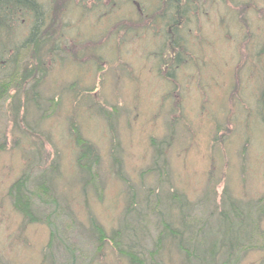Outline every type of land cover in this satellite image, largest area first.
Instances as JSON below:
<instances>
[{"label": "rangeland", "instance_id": "1", "mask_svg": "<svg viewBox=\"0 0 264 264\" xmlns=\"http://www.w3.org/2000/svg\"><path fill=\"white\" fill-rule=\"evenodd\" d=\"M118 1L57 6L51 27L58 47L40 53L36 93L29 80L12 82L0 99V264H50L43 257L48 227L25 222L7 195L28 164L35 173L54 172L55 224L78 264H128L110 243L96 253L92 219L109 234L122 222H145L140 242L150 249L160 224L145 200L176 189L189 202L186 215L202 223L214 225L231 200L238 210L247 206L252 248L226 263L264 264L257 204L264 197V0H193L178 29L161 0ZM28 16L5 37L0 81L35 62L23 46ZM170 41L181 50H170ZM165 51L171 60L162 59ZM74 128L99 154L95 184L84 183L76 166ZM152 139L168 142L161 177L148 171L162 164H154ZM161 209L177 217L176 208ZM163 250L162 264H185L171 241ZM55 255L56 264L68 260Z\"/></svg>", "mask_w": 264, "mask_h": 264}, {"label": "trees", "instance_id": "2", "mask_svg": "<svg viewBox=\"0 0 264 264\" xmlns=\"http://www.w3.org/2000/svg\"><path fill=\"white\" fill-rule=\"evenodd\" d=\"M60 1L48 0V2L43 3L40 0H0V52L7 50L8 44H6L5 37L12 34L14 24L19 20V17H22L21 20H25V16L29 15L28 17L32 20V23L23 46L25 45V48L27 47L29 52H33V55H35V62L33 61L32 66H26L20 72L10 73L7 79L0 81V99L7 95L8 86L12 82L14 84L16 82L20 83V86L23 87L26 81L29 80L31 85L28 90H31L32 93L35 92L34 90L39 83V76L42 77L44 71L41 68L40 53L42 52L45 55L58 47L57 43H52L55 34L54 28L51 27L56 15L59 16L57 13L58 7L62 3L68 6L72 0ZM114 1L119 2L118 0ZM122 1L128 3L127 0ZM161 1L166 4V7L170 5L171 26L178 29L180 25H177V23L188 10L187 6L189 7L190 3L195 0ZM147 26L146 29H154L152 24ZM170 45V50H177L172 46L173 41H170ZM177 46L180 47L181 45L177 44ZM179 49L181 50V48ZM180 53L177 52L178 55ZM166 56L170 60L172 59L170 52L166 54L165 51L162 55L164 61ZM32 99L34 100V98ZM261 107V110H263L261 118L264 122V101H262ZM72 134L78 149L75 163L82 175L83 182L95 184L99 154L93 144L82 136L78 128L72 129ZM150 143L153 146L154 164L156 165L159 160L162 161V164L160 167H152L148 171H156L157 175L161 177L165 173L163 169L165 161L161 144L168 142L161 140V143H158L152 139ZM34 173V165L28 164L26 169L8 187L7 195L10 198L12 207L22 216L25 222L30 224L43 223L48 227L49 237L44 248L43 257L50 264H56L55 250H58L59 258L61 256L59 252L61 254L64 252V256L68 259L64 264H78L80 257L74 259L76 255L74 247L68 243L66 237L60 234L55 224V221L60 217V213L58 200L54 196L55 189L52 182L54 172L42 170ZM133 198L134 193L131 192L130 204H133ZM145 201L146 210L157 215L160 224L151 248L143 249L144 247L140 242L142 233L145 230V222L139 223L138 221L134 224L125 221L121 223L119 228L112 230L109 234L92 219L90 220L89 235L94 237L96 253L101 251L104 244L110 243L118 255L127 260L128 264H162L165 242L171 241L182 255L185 264H227V260L236 254V250L243 249L242 251H246L249 247L252 248L248 238L252 236L253 223L246 211L247 206H244V211L242 209L238 210L239 203L233 200L229 201V212L221 210L215 219L216 223L214 222L213 225L206 222L202 223L195 217L187 216L185 212H187L189 202L186 195L179 193L177 189L174 192L165 193L163 196L155 195ZM258 202H260L257 203L258 214L264 216V197L259 199ZM161 207L165 208V211L176 208L177 217L175 219L166 218L163 215L164 213L161 212ZM131 208L132 206L126 209L127 215L133 210ZM134 217L136 216L134 215ZM64 229L67 231L68 227L65 226ZM243 241H246V243L241 244L240 242ZM59 248H61L60 251ZM219 253H223L225 256L222 257L224 258L222 262L218 261L219 263H217L216 258ZM79 264H81L80 261Z\"/></svg>", "mask_w": 264, "mask_h": 264}]
</instances>
